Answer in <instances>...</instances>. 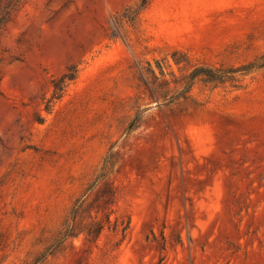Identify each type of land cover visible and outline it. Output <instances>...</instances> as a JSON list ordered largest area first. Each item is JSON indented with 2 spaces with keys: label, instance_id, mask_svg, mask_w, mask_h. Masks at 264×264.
<instances>
[{
  "label": "rangeland",
  "instance_id": "374dc122",
  "mask_svg": "<svg viewBox=\"0 0 264 264\" xmlns=\"http://www.w3.org/2000/svg\"><path fill=\"white\" fill-rule=\"evenodd\" d=\"M0 264H264V0H0Z\"/></svg>",
  "mask_w": 264,
  "mask_h": 264
},
{
  "label": "trees",
  "instance_id": "16d2710c",
  "mask_svg": "<svg viewBox=\"0 0 264 264\" xmlns=\"http://www.w3.org/2000/svg\"><path fill=\"white\" fill-rule=\"evenodd\" d=\"M147 2L148 0H141V5L144 6L146 5ZM174 56L175 54L172 55V57ZM239 71H242L245 73L248 71V67L241 66L237 69H228V70L210 68V67H205V66L193 67L191 72L186 77H184V83H185L184 91L185 92L188 91L196 80H200L206 84L225 83L226 81H229L230 76H232L234 72H239ZM73 78H74L73 76L63 75L61 81L65 82V80H72ZM160 97L163 98L164 96L161 95ZM140 113L141 111L137 112V117L134 119L135 122L138 121ZM126 228L127 227H125L123 231H125ZM102 229H103V225L101 224L100 221H93V222H89L87 226H85L79 232H85L86 236L88 237V241H90V240H96L100 232L102 231ZM77 234L78 233H70L69 231L66 230L63 233L61 240H64L70 237H76Z\"/></svg>",
  "mask_w": 264,
  "mask_h": 264
}]
</instances>
